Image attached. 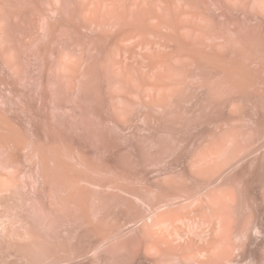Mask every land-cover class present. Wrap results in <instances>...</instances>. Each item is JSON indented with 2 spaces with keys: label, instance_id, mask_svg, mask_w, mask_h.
Wrapping results in <instances>:
<instances>
[{
  "label": "rangeland",
  "instance_id": "1",
  "mask_svg": "<svg viewBox=\"0 0 264 264\" xmlns=\"http://www.w3.org/2000/svg\"><path fill=\"white\" fill-rule=\"evenodd\" d=\"M263 194L264 0H0V264H185L145 243Z\"/></svg>",
  "mask_w": 264,
  "mask_h": 264
},
{
  "label": "bare ground",
  "instance_id": "2",
  "mask_svg": "<svg viewBox=\"0 0 264 264\" xmlns=\"http://www.w3.org/2000/svg\"><path fill=\"white\" fill-rule=\"evenodd\" d=\"M203 201L205 200L199 201L198 206L203 205ZM236 202L238 203V201ZM206 204L207 207L203 205L205 208L197 207V217H189L187 214L182 216L180 221L186 229L185 234H177L176 237L170 234V240L164 244L165 248L163 249H160L161 244L156 245V241L155 245L154 241L150 242L152 243L150 245L145 243V250L149 252L150 249H155L157 256L167 258V261L171 258L179 259L185 264H234L242 257L240 245L245 237L249 241L254 238L258 242V246H264V218L261 224L253 226L250 231L246 232L244 227L240 226V221L232 217V213L231 216H224L223 211L228 210V204L232 207L238 206L233 199L225 202L224 200L218 202L211 199ZM261 206L264 209V199ZM231 208L229 211L232 210ZM219 213H223V216H219ZM167 223L162 217L161 219L153 218L148 229L158 227L161 231V228L164 229L170 222ZM257 264H264V250L257 256Z\"/></svg>",
  "mask_w": 264,
  "mask_h": 264
}]
</instances>
